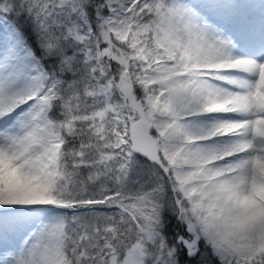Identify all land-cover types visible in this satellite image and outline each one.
I'll return each mask as SVG.
<instances>
[{
  "label": "snow or ice",
  "instance_id": "snow-or-ice-1",
  "mask_svg": "<svg viewBox=\"0 0 264 264\" xmlns=\"http://www.w3.org/2000/svg\"><path fill=\"white\" fill-rule=\"evenodd\" d=\"M0 264H264V0H0Z\"/></svg>",
  "mask_w": 264,
  "mask_h": 264
},
{
  "label": "flooded vegetation",
  "instance_id": "flooded-vegetation-1",
  "mask_svg": "<svg viewBox=\"0 0 264 264\" xmlns=\"http://www.w3.org/2000/svg\"><path fill=\"white\" fill-rule=\"evenodd\" d=\"M181 259H183V260H184V259H185V257H184L183 255H181Z\"/></svg>",
  "mask_w": 264,
  "mask_h": 264
},
{
  "label": "trees",
  "instance_id": "trees-1",
  "mask_svg": "<svg viewBox=\"0 0 264 264\" xmlns=\"http://www.w3.org/2000/svg\"><path fill=\"white\" fill-rule=\"evenodd\" d=\"M183 261V259H181Z\"/></svg>",
  "mask_w": 264,
  "mask_h": 264
}]
</instances>
